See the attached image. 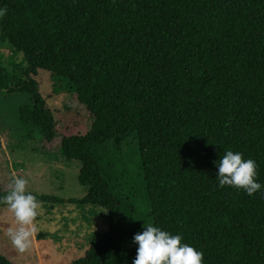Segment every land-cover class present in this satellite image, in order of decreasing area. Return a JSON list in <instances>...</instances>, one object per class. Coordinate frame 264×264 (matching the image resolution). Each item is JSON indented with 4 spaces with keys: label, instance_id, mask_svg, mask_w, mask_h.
I'll return each instance as SVG.
<instances>
[{
    "label": "trees",
    "instance_id": "16d2710c",
    "mask_svg": "<svg viewBox=\"0 0 264 264\" xmlns=\"http://www.w3.org/2000/svg\"><path fill=\"white\" fill-rule=\"evenodd\" d=\"M4 8L0 40L22 61H0V93L29 96L17 121L30 138H56L55 117L64 125L59 156L81 163L88 187L73 200L107 214V232L71 264H133L146 224L181 235L204 264H264V187L249 196L217 180L231 150L256 162L264 186V0H0ZM39 71L52 75L66 115L49 110ZM0 264L14 263L0 252Z\"/></svg>",
    "mask_w": 264,
    "mask_h": 264
},
{
    "label": "rangeland",
    "instance_id": "374dc122",
    "mask_svg": "<svg viewBox=\"0 0 264 264\" xmlns=\"http://www.w3.org/2000/svg\"><path fill=\"white\" fill-rule=\"evenodd\" d=\"M0 61L9 69L11 65H20L22 55L14 54L13 48L0 40ZM35 79L49 110L66 115L62 95L52 92V75L39 71ZM29 102V96L0 93V191H10L13 176L27 179V190L42 202V208L34 224L32 246L20 253L8 236L9 228L18 227L15 216L8 206L0 207V252L14 264H71L84 258L94 235L107 232V214L101 206L73 200L82 198L88 187L78 181L81 163H67L59 156L64 125L55 117L58 136L47 141L42 136L30 138L28 131L18 123V108ZM90 122L86 128L90 127ZM80 129L82 126L76 127ZM135 146V142L124 146L133 159ZM138 187L136 183L135 188ZM42 196L50 199H42Z\"/></svg>",
    "mask_w": 264,
    "mask_h": 264
},
{
    "label": "clouds",
    "instance_id": "9594fccd",
    "mask_svg": "<svg viewBox=\"0 0 264 264\" xmlns=\"http://www.w3.org/2000/svg\"><path fill=\"white\" fill-rule=\"evenodd\" d=\"M6 14V8L0 9V17ZM217 166V180L221 188L242 189L252 196L264 187L256 180V162L245 160L238 152H224ZM27 186V179L13 176L10 191L0 197V203L7 205L15 216L18 227L9 228L8 236L20 253L32 246L36 231L34 224L42 208V202L27 190ZM134 241L139 247L133 264H204L203 252L182 243L181 235H173L151 224H146L145 230L135 235Z\"/></svg>",
    "mask_w": 264,
    "mask_h": 264
},
{
    "label": "crops",
    "instance_id": "0c3cea01",
    "mask_svg": "<svg viewBox=\"0 0 264 264\" xmlns=\"http://www.w3.org/2000/svg\"><path fill=\"white\" fill-rule=\"evenodd\" d=\"M81 166V165H80ZM78 174H79V172H78Z\"/></svg>",
    "mask_w": 264,
    "mask_h": 264
}]
</instances>
